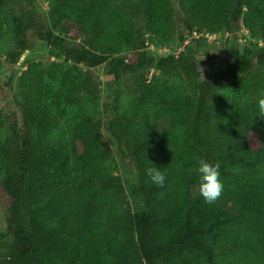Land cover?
<instances>
[{
    "label": "trees",
    "instance_id": "1",
    "mask_svg": "<svg viewBox=\"0 0 264 264\" xmlns=\"http://www.w3.org/2000/svg\"><path fill=\"white\" fill-rule=\"evenodd\" d=\"M11 27L8 62L29 32L68 62L31 61L0 84L16 91V110L0 113V264H264V0H52L43 17L12 9ZM218 31L200 64L204 33ZM3 33L0 16V43ZM147 37L181 50L152 53ZM103 130L129 184L104 166L114 151ZM195 157L220 164L212 204L195 194Z\"/></svg>",
    "mask_w": 264,
    "mask_h": 264
},
{
    "label": "rangeland",
    "instance_id": "2",
    "mask_svg": "<svg viewBox=\"0 0 264 264\" xmlns=\"http://www.w3.org/2000/svg\"><path fill=\"white\" fill-rule=\"evenodd\" d=\"M51 3L52 0H8V5L0 7V16L4 27V33L0 43V84H3L6 80V74L10 73L14 76L19 75L26 68L27 63L31 61H40L46 64L57 61L63 65L67 64L68 61H65L63 56L59 55L55 49L50 48L44 41L35 38L31 32L28 34L29 45L20 54L18 60L15 63H10L6 59L7 51L13 50L15 44L11 27L12 9L17 11L22 17H26L30 14L43 17L46 15ZM242 32L246 39L250 40L247 31L242 29ZM204 36H206L207 41L199 50L198 59L200 64H204L211 55L219 50V46L226 34L223 31H218L214 33H204ZM250 42L252 45L261 43L259 40H251ZM147 45L152 53L158 55H166L169 53L177 54L181 50V47L176 41L163 42L153 37H147ZM120 55H129V51L125 50ZM94 71L102 81L101 93L97 101L98 104H101L107 94L105 81L108 79V76L103 73L102 66L94 68ZM154 76H159L158 72L154 69H150L148 77L152 78ZM218 88L223 94H227L230 91V86L227 83H218ZM15 93L14 82H12L10 87H3V90L0 89V113L3 115L10 116V113L16 110L15 104L12 102ZM120 102L121 110H128L131 103V95L124 93ZM5 134H7V128L5 126H0V138ZM103 134L107 143L114 151L112 158L104 161V166L110 173L121 175L126 184H129L131 175L128 173V170L120 164V160L115 153L113 139L105 130H103ZM248 139L252 147L257 148L259 146L260 141L256 131L250 132L248 134ZM195 194H199L198 190H195ZM6 204L5 194L0 190V226L3 225L2 220Z\"/></svg>",
    "mask_w": 264,
    "mask_h": 264
},
{
    "label": "clouds",
    "instance_id": "3",
    "mask_svg": "<svg viewBox=\"0 0 264 264\" xmlns=\"http://www.w3.org/2000/svg\"><path fill=\"white\" fill-rule=\"evenodd\" d=\"M256 103L259 117L264 119V93L259 94ZM194 159L198 165L196 168L199 174L198 192L206 203L212 204L220 198L224 190L220 178V164H212L201 157H195ZM146 175L156 186H163L165 183V174L155 166L147 168Z\"/></svg>",
    "mask_w": 264,
    "mask_h": 264
},
{
    "label": "built area",
    "instance_id": "4",
    "mask_svg": "<svg viewBox=\"0 0 264 264\" xmlns=\"http://www.w3.org/2000/svg\"><path fill=\"white\" fill-rule=\"evenodd\" d=\"M194 34L196 35V33L194 32Z\"/></svg>",
    "mask_w": 264,
    "mask_h": 264
}]
</instances>
